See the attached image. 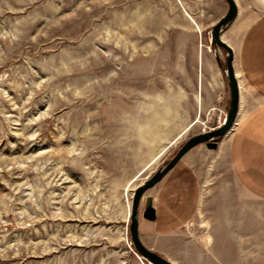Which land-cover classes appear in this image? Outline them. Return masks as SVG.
<instances>
[{"label":"rangeland","instance_id":"374dc122","mask_svg":"<svg viewBox=\"0 0 264 264\" xmlns=\"http://www.w3.org/2000/svg\"><path fill=\"white\" fill-rule=\"evenodd\" d=\"M227 10L226 0H0V264H150L132 243L133 192L190 136L225 122L214 49L223 65L226 49L211 33ZM244 28L234 20L222 37L235 47ZM217 148L194 227L264 223V202L244 198ZM187 232L144 238L165 250Z\"/></svg>","mask_w":264,"mask_h":264},{"label":"crops","instance_id":"0c3cea01","mask_svg":"<svg viewBox=\"0 0 264 264\" xmlns=\"http://www.w3.org/2000/svg\"><path fill=\"white\" fill-rule=\"evenodd\" d=\"M256 1L246 10L238 5L235 21L245 25L239 43L233 47L239 109L226 146H219L215 153L221 149L225 154L244 198L264 202V2ZM210 149L197 144L149 189L156 217L143 216L145 199L140 204V238L174 264H264V223L216 222L194 227L193 220L202 215L207 195L202 182L207 174V158L213 151ZM183 229L189 233L182 246L179 242L177 247L165 250L144 238L150 235L154 240L166 234L177 242ZM197 229L200 233L194 234Z\"/></svg>","mask_w":264,"mask_h":264},{"label":"water","instance_id":"95a60500","mask_svg":"<svg viewBox=\"0 0 264 264\" xmlns=\"http://www.w3.org/2000/svg\"><path fill=\"white\" fill-rule=\"evenodd\" d=\"M228 4L227 12L213 25L211 33L212 45H217L226 49V64L223 65L217 49H214L217 63L221 70L225 73L230 89V102L225 122L217 127L204 130L190 136L178 149L176 154L163 166L158 168L152 175L148 176L141 184H139L132 197V207L130 210L129 230L132 237V243L137 253L153 264H174L166 257L147 247L141 240L139 235V212L140 204L147 192L173 167L175 164L194 146L205 142L208 148L214 149L219 146L224 135L234 125L238 109H239V79L237 77L234 66V50L233 47L222 37L226 27L230 25L238 14V4L236 0H226ZM152 196H147L143 216L148 219H155L156 210L153 207Z\"/></svg>","mask_w":264,"mask_h":264},{"label":"bare ground","instance_id":"6f19581e","mask_svg":"<svg viewBox=\"0 0 264 264\" xmlns=\"http://www.w3.org/2000/svg\"><path fill=\"white\" fill-rule=\"evenodd\" d=\"M192 18V17H191ZM195 23V22H194ZM237 74V73H236ZM237 77H238V74H237ZM200 121V119L199 118H196V120L195 121H193V123L192 124H195L196 122H199ZM190 126H192L191 124L185 129V131L187 130V129H189L190 128ZM234 126H235V123H234V125L229 129V131L224 135V137H223V139H222V142L223 141H226L228 138H229V136L231 135V133H232V131H233V129H234ZM185 131H184V133H185ZM184 133H182L179 137H177V139H173L174 141H172V143L171 144H174V143H176L177 141H178V139L184 134ZM167 149V147H164V149L161 151V153H159V156H161L164 152H165V150ZM156 157V156H155ZM154 163V162H153ZM137 178H139V177H137ZM150 264H153V263H151V262H149Z\"/></svg>","mask_w":264,"mask_h":264}]
</instances>
